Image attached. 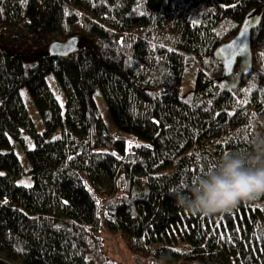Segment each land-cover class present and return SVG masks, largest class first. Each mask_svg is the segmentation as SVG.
Segmentation results:
<instances>
[{
  "label": "trees",
  "instance_id": "obj_1",
  "mask_svg": "<svg viewBox=\"0 0 264 264\" xmlns=\"http://www.w3.org/2000/svg\"><path fill=\"white\" fill-rule=\"evenodd\" d=\"M23 22L79 49L29 69L0 47V264H103L106 231L142 264H264V195L210 216L175 195L225 153L264 143V0H0V27ZM245 25L248 58L221 86L216 51ZM24 88L46 127L27 153L31 187L17 184L19 157L2 152L10 129L33 128ZM98 91L120 131L142 141L132 152L109 131Z\"/></svg>",
  "mask_w": 264,
  "mask_h": 264
},
{
  "label": "rangeland",
  "instance_id": "obj_2",
  "mask_svg": "<svg viewBox=\"0 0 264 264\" xmlns=\"http://www.w3.org/2000/svg\"><path fill=\"white\" fill-rule=\"evenodd\" d=\"M55 41L60 40L50 34H46L41 37L40 35L32 32L24 22L15 26L0 27V47L10 48L16 54L22 56L25 65L29 69L36 66L38 62L37 59L40 55L49 53L50 48ZM238 64L241 66V60L238 61ZM237 65L234 68L235 71H238L240 68H237ZM191 75L192 70L188 68L186 72L185 84L184 87H182L183 94H186L188 90H192L194 87ZM228 78L231 79L228 76L226 77L227 81ZM47 83L64 111L66 104L64 89L53 75L48 76ZM21 95L24 106L28 110V114L33 122V128L32 130H28L24 127H20L19 130L10 129L8 131L10 146L3 149L2 152H14L19 157L23 173L17 180V184L23 187H31L34 182L32 174L30 173L31 164L27 153L29 150L36 147L35 134H42L46 127L26 88L22 89ZM96 101L100 114L103 117L109 131L113 134L123 136L126 141V150L128 152H132L134 147L141 144L142 141H140L135 135L122 133L120 131L101 91L96 93ZM104 188L109 190L107 186H104ZM103 237V248L107 257L106 260H103V264H142L141 260L138 259L125 245L123 239L109 234L108 231L104 232Z\"/></svg>",
  "mask_w": 264,
  "mask_h": 264
},
{
  "label": "clouds",
  "instance_id": "obj_3",
  "mask_svg": "<svg viewBox=\"0 0 264 264\" xmlns=\"http://www.w3.org/2000/svg\"><path fill=\"white\" fill-rule=\"evenodd\" d=\"M189 192H177L176 202L193 215L227 212L241 201L258 199L264 195V143L252 155L225 153L194 180Z\"/></svg>",
  "mask_w": 264,
  "mask_h": 264
},
{
  "label": "water",
  "instance_id": "obj_4",
  "mask_svg": "<svg viewBox=\"0 0 264 264\" xmlns=\"http://www.w3.org/2000/svg\"><path fill=\"white\" fill-rule=\"evenodd\" d=\"M250 29L251 26L245 25L244 29L230 42L225 43L216 51V56L221 60L224 71L222 77L217 82L224 86L227 83L226 77L239 78L242 68L244 67L249 55V43H250ZM246 33L245 36H241V33ZM79 49V39L71 38L66 42L55 41L53 42L49 56H69ZM241 60V66L238 71H235V66L238 61Z\"/></svg>",
  "mask_w": 264,
  "mask_h": 264
},
{
  "label": "snow or ice",
  "instance_id": "obj_5",
  "mask_svg": "<svg viewBox=\"0 0 264 264\" xmlns=\"http://www.w3.org/2000/svg\"><path fill=\"white\" fill-rule=\"evenodd\" d=\"M245 35H246V33H244V32L241 33V36H242V37L245 36Z\"/></svg>",
  "mask_w": 264,
  "mask_h": 264
},
{
  "label": "bare ground",
  "instance_id": "obj_6",
  "mask_svg": "<svg viewBox=\"0 0 264 264\" xmlns=\"http://www.w3.org/2000/svg\"><path fill=\"white\" fill-rule=\"evenodd\" d=\"M217 57V56H216Z\"/></svg>",
  "mask_w": 264,
  "mask_h": 264
}]
</instances>
